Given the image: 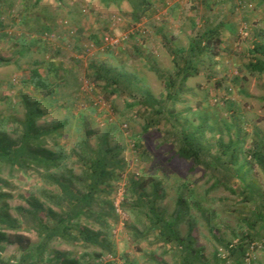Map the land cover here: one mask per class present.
I'll return each instance as SVG.
<instances>
[{
  "label": "rangeland",
  "instance_id": "rangeland-1",
  "mask_svg": "<svg viewBox=\"0 0 264 264\" xmlns=\"http://www.w3.org/2000/svg\"><path fill=\"white\" fill-rule=\"evenodd\" d=\"M179 1L183 3H149L134 21L127 0H0V115L22 118V93L42 100L27 83L38 66L57 91L54 98L41 101L45 115L39 125L64 124L62 136L50 140L48 148L63 150L69 157L64 160L66 168L53 172L68 177V169L76 178H86L77 157L84 151L86 131L96 133L87 140L93 150L84 151L88 159L106 139L108 158L115 164L109 167L110 178L101 186L93 209L97 214L111 213L99 221L81 219L79 224L102 231L120 264H183L176 244L161 242L155 232L145 236L149 226L133 207L137 198L132 181L144 185L138 187L140 195L151 196L158 189L157 206L167 220L175 219L177 199L184 191L189 208L184 206L176 229L182 238L192 237V249L201 257L195 264H236L239 253L231 255L227 246L239 244L248 249L243 264H264V231L256 235L262 204L247 199L244 186L252 184L264 194V171L250 153L255 145L264 151V73L250 67L259 57L254 45L264 43V0ZM210 27H219V42L201 57L198 74L186 81L177 101L166 100L161 74H174V57L183 65L179 50L189 49L192 39ZM106 37L118 39L119 45L108 48ZM92 65L134 75L159 100L162 113L139 104L128 89L99 82ZM200 125L212 157L221 153L220 143L238 153L231 166L233 177L223 179L219 171L178 156V129ZM0 178L7 183L0 184V192L6 194L0 198L4 213L21 219L20 209H29L28 199L35 196L45 209L62 217L64 207L44 196L58 194V187L34 169L0 166ZM74 185L85 193L81 184ZM41 216L51 222L46 211ZM23 227L20 234L29 237L31 245L42 241ZM4 248L3 260L15 264L22 252L16 245ZM50 249V258L57 256L59 261L110 264V255L98 246L85 248L57 239Z\"/></svg>",
  "mask_w": 264,
  "mask_h": 264
},
{
  "label": "trees",
  "instance_id": "trees-1",
  "mask_svg": "<svg viewBox=\"0 0 264 264\" xmlns=\"http://www.w3.org/2000/svg\"><path fill=\"white\" fill-rule=\"evenodd\" d=\"M41 1V0H38ZM119 2L125 0H118ZM132 6V17L134 21H139L140 18L148 10L149 5L147 0H127ZM219 27H210L204 31L198 38L192 39L189 49H180L181 59L183 65L181 66L177 59L174 57L175 66L177 68L174 74L168 76L161 74L164 77L166 88L168 90L165 96L166 100L177 101L178 96L183 92L186 81L198 74V64L203 55L211 52L215 42H219L220 38ZM110 46H108L109 48ZM253 52L258 55L255 61L251 62L250 67L252 71L263 74L264 73V43H256ZM177 53V55H178ZM187 54L184 56V54ZM39 65V64H38ZM95 75L99 82H105L107 86H115L119 88L128 89L138 98V103L151 108L157 114H161V104L153 93L148 89L141 86V83L125 71H116L107 66H93ZM31 87L42 95V100L54 98L57 95L56 88L53 86L50 79L43 77L38 66L34 67L29 75L27 81ZM54 87V88H53ZM21 104L24 109L22 118L9 117L0 115V166L8 167L12 171L15 170H29L34 169L36 173L44 180L49 181L52 185L58 187V194H44L47 201L64 207L62 217L58 218V214L52 209H45L41 201L31 196L28 199L29 209L21 208V219L13 218L12 216L4 213L5 206L1 207L0 211V264H13L12 260L4 261L1 254L4 251L5 245H16L22 252L20 259L15 264H81L77 259H67L59 261V257L54 256L50 249V243L54 240L60 239L64 242H75L83 245L85 248L88 246H98L109 255L114 254L109 246L107 240L103 237L102 231H91L82 227L81 219H92L99 221L100 217L105 214L95 213L93 209L99 203L97 195L102 191L101 186L106 184L110 178L109 167L115 164L108 156L110 149L107 146V141L100 149L94 151L95 157L89 158L85 156L86 153H93L89 147L87 140L95 136V131L87 130V140L84 142L83 153H78L79 161L86 168V178H76L71 174V171L65 169V174L68 177H60L53 170H60L66 168L64 160L68 157L63 150L48 148L50 140L55 142V139L62 136L60 131L62 126L43 127L39 125V120L45 115V111L40 107L41 101H33L25 93L21 94ZM9 124L14 127L9 128ZM153 123L149 124V126ZM180 127V126H179ZM147 130V129H146ZM106 138V137H105ZM205 131L203 125L191 129L180 127L177 131L178 148L177 154L181 159L190 160L197 166H203L207 170L215 169L222 174V178L233 177L231 166L238 161V153L231 151L229 145L220 143L221 153L215 157L211 156V147L205 144ZM251 158L258 162L264 171V151L258 145L254 146L250 151ZM69 158V157H68ZM64 163V165H63ZM44 169V170H40ZM75 183L83 186L85 193L80 194V191L75 188ZM0 184L3 186L7 183L0 178ZM246 198L250 201L260 202L262 209L257 211L259 221L262 224L256 231V235L260 236L264 231V194H259L252 184H245ZM1 187V185H0ZM144 188V185L137 181H132V188L136 193V203L134 208L143 213L147 223L148 229L146 235L152 232L157 234L161 242L173 243L180 248L183 258V264H195L200 261V255L192 249V237L182 238L176 229V224L181 217V212L189 208L184 198V191L178 196L177 209L174 220H167L163 217L157 206V199L159 191L155 187L151 196L140 195L139 189ZM5 193L0 192V198H4ZM46 211L48 220L43 219L41 214ZM28 228V232H35L42 241L37 245H31L29 237L20 234L21 229ZM77 228H79L77 230ZM5 230L13 232L8 234ZM77 232V235L72 233ZM231 255L239 253V260L236 264H243L246 253L248 251L246 245L239 244L237 247L227 246ZM102 255L99 254L97 257ZM61 256L69 257L70 254L63 253ZM60 256V257H61ZM114 256V255H111ZM110 264H116L110 261Z\"/></svg>",
  "mask_w": 264,
  "mask_h": 264
},
{
  "label": "built area",
  "instance_id": "built-area-1",
  "mask_svg": "<svg viewBox=\"0 0 264 264\" xmlns=\"http://www.w3.org/2000/svg\"><path fill=\"white\" fill-rule=\"evenodd\" d=\"M120 41L118 39H113L112 37H106L104 39V44L106 46H110V47H117L119 45ZM110 261H114L116 262V264H120L114 256L110 255Z\"/></svg>",
  "mask_w": 264,
  "mask_h": 264
},
{
  "label": "crops",
  "instance_id": "crops-1",
  "mask_svg": "<svg viewBox=\"0 0 264 264\" xmlns=\"http://www.w3.org/2000/svg\"><path fill=\"white\" fill-rule=\"evenodd\" d=\"M148 3H183L179 0H148Z\"/></svg>",
  "mask_w": 264,
  "mask_h": 264
}]
</instances>
